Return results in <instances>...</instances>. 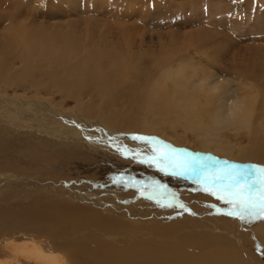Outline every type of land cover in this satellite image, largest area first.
Listing matches in <instances>:
<instances>
[{"label":"rangeland","instance_id":"rangeland-1","mask_svg":"<svg viewBox=\"0 0 264 264\" xmlns=\"http://www.w3.org/2000/svg\"><path fill=\"white\" fill-rule=\"evenodd\" d=\"M2 3L0 43L13 24L31 29L27 30L30 35L68 34L77 47L70 67L83 57L84 51L91 50L95 62L100 64L110 61L106 55L112 49L121 53L131 51L144 56L139 70L142 67L148 72L149 80L158 73L156 65L151 67L149 63L155 56L167 53L195 64L197 74L201 69L212 71L219 80H228L231 85L241 83V70L248 63L259 89L264 90L261 79L264 74H260L264 69V0H2ZM1 49L0 264L11 259L15 245L32 239L49 258H58L63 256L60 251L63 248L57 249L61 246L122 247L165 240L169 244L174 238L182 242L191 240L195 248L227 242L243 264H264V226H251L246 219L228 216L232 206L206 194L205 185L194 179L164 175L154 167L138 163L134 153L146 154L148 149L131 140L136 134L156 137L181 152L264 167L262 162L236 159L239 150L251 144L246 132L229 134L230 143L234 144L230 157L213 151L212 146L203 149L193 134L179 125L170 129L160 124L156 131L139 132L122 119L135 114V104L130 101L139 97L136 89L143 85L141 76L129 81L126 78V85L115 86L112 98H117L112 103L108 96L104 100L92 96L90 84L85 89L80 87L83 90L79 99L80 95L65 94V90L77 87L72 76L60 67L39 63L34 71H26L21 58ZM29 72L32 74L28 75ZM262 95L263 102L258 101L259 114L264 108V92ZM91 107L94 113L86 109ZM104 115L112 117V124L103 122ZM142 115L138 114V118ZM110 137L128 150L127 157L116 145L109 144ZM92 212L94 215H89ZM25 215L36 216L40 224ZM89 216L101 221L92 222L95 218ZM44 223L46 227L50 225L54 234L46 235L39 230ZM173 223L177 227L169 231L172 239L160 237ZM73 256L72 259L86 261L79 255ZM64 260L65 264H71ZM24 261L21 262L26 264Z\"/></svg>","mask_w":264,"mask_h":264},{"label":"bare ground","instance_id":"bare-ground-1","mask_svg":"<svg viewBox=\"0 0 264 264\" xmlns=\"http://www.w3.org/2000/svg\"><path fill=\"white\" fill-rule=\"evenodd\" d=\"M2 4V0H0V9H2ZM12 19L13 18L10 20ZM11 22L13 23V21ZM8 25L9 22L6 26ZM10 26L11 25H9L4 34V40L1 42L2 44L0 43V45H2L0 48L15 54L19 59L21 58V63L24 61L26 64V71H34L36 69L34 67L39 63H43V65L47 63L50 66L54 65L60 67L62 71L67 72V75L72 76L71 80L77 87L76 89H68L69 91L65 90L66 95H80L78 97L80 99L81 90H83L80 89V87H84L85 89L87 84H90L92 86L90 91L92 96H97L99 99L103 100L105 96H108V98H111L110 102L112 103L113 99L117 98H112L115 86L121 84L126 85L133 77L139 78L141 76V78H143V85L136 89V94L139 97L138 99L134 98L130 101L131 104L133 103L132 105L135 104V111L133 112L135 114H127V118H121L122 120L126 119V125L138 129L137 131L139 132L145 133L152 132L153 129L156 131L160 124L166 125L170 129H175L176 126L179 125L183 130L191 132L195 139L201 143L203 149H209L211 148L210 146H212L213 151L228 157L232 155V149L234 147V144L230 143L229 138L232 135L236 136L240 131H244L249 135V143L251 144L245 148L242 146L243 148L239 150L236 159L241 162L250 160L264 163V108L260 114L258 112V101L263 97L262 94L264 90H262V88L259 89L258 80L254 78V71L248 63H246L247 65L245 64L246 66H243L244 68L241 70V83L231 85L228 80H219L212 71L201 69L200 74H197L198 70L197 67L194 66L195 64L187 61L185 62L182 58L175 59L173 56H170L172 54L164 53L157 57L155 56L149 63L151 67L154 66V64L156 65L158 73L154 79L148 80V72H144L142 67L139 70V65H141L144 56H140L137 53L132 52L131 54L129 53L131 51L125 53L118 51L112 52V49L108 52L109 54L106 55L107 58L109 57L110 61L100 64L95 62V54L92 53L91 50H83V57L76 59L75 63L70 67V59L72 56H76L77 47L75 45L76 42L74 41V44L72 39L67 36L68 34L64 33L66 36L58 34L59 36L57 35V37L51 34L43 36L39 34L30 35L28 31L31 29H27V31L26 29L15 26V24L12 25L13 27ZM35 32H37V30H35ZM35 32L34 34H36ZM50 32L53 33L52 31ZM45 33L48 32L45 31ZM124 39L129 40V37ZM131 40L132 39H130V41ZM185 45L187 46V44ZM2 56L4 57V55ZM138 59L139 63H137ZM163 59L165 60L162 61ZM261 71L264 72V69ZM30 72L27 74L31 75L32 73L30 74ZM262 72L260 74L263 75L264 73ZM27 74L25 75L27 76ZM23 76L24 75H22V77ZM262 77L264 79V75L261 76V79ZM126 78L128 81L124 80ZM263 79L262 81H264ZM106 93L107 95H105ZM138 102L139 106L137 105ZM107 103L109 104V102ZM86 109L88 112L94 113V108L91 107ZM96 111L97 110H95V112ZM140 113L144 114L141 119L138 118V114ZM145 115H149L150 119H146ZM101 118L107 125L108 123L112 124V117L104 115ZM127 119L129 120L128 123ZM229 134L231 135L230 137ZM39 214L41 216V213ZM77 215L79 214L77 213ZM89 215H94V212ZM25 216L33 220L34 223L40 224L36 216ZM89 218H95L92 222H94V220L95 222L101 221L97 220L95 216H89ZM245 219L247 224L251 226H264V218L246 217ZM85 220L87 219L85 218ZM102 220L104 222L110 221L108 219ZM56 221L58 222V220ZM50 223L52 222H49V224ZM58 224L61 225L62 223ZM114 224L117 226L119 225V223L116 222H114ZM42 225H39V230L43 233L46 235H48V233L54 234L50 229V225L49 227H46L45 223ZM83 225L84 224H82V226ZM174 227H177L174 223L167 226L162 234L159 233L161 234L160 237L170 238L172 233L169 231L173 230ZM59 228H61V226ZM49 229L51 232L47 231ZM53 230L55 231L57 229L55 228ZM59 231H61V229ZM32 240L21 242V245H15V247L11 249V259L1 264H23V262H21L22 260H25L24 262H26V264L35 261L44 262V264H65L64 258L71 264H243L242 258L232 249L231 245H229L230 243L227 242L217 243V245L206 243L204 244V248L202 246L195 248L196 244H194L193 241L184 240L182 242L180 238L172 239L169 244L166 243V240L164 242L152 241L151 243H148L150 242L148 241L147 243L145 242V244L125 245L122 247L105 245L93 247L67 245L57 247L58 250L63 248V250L60 251L63 253L64 257L49 258L44 248H42L40 244H37L38 242L36 243ZM194 248L199 249L200 252H193V250H195ZM73 255L84 257L86 261L72 259L75 258Z\"/></svg>","mask_w":264,"mask_h":264},{"label":"snow or ice","instance_id":"snow-or-ice-1","mask_svg":"<svg viewBox=\"0 0 264 264\" xmlns=\"http://www.w3.org/2000/svg\"><path fill=\"white\" fill-rule=\"evenodd\" d=\"M131 140L144 144L148 149L146 154L134 153L138 163L154 167L164 175L192 178L197 184L205 185L203 191L206 194L232 206L233 211L228 212V216L240 221L246 217H264V167L181 152L156 137L136 134L131 136ZM109 144L116 145L122 155L128 156V150L121 148L115 137L109 138ZM213 188L214 191L211 190ZM156 202L159 204L160 199L157 198ZM179 207L184 208V205Z\"/></svg>","mask_w":264,"mask_h":264}]
</instances>
